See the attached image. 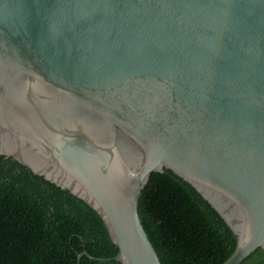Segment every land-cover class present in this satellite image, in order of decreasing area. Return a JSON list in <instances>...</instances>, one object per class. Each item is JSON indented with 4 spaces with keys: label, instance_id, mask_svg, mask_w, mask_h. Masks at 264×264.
I'll use <instances>...</instances> for the list:
<instances>
[{
    "label": "water",
    "instance_id": "water-1",
    "mask_svg": "<svg viewBox=\"0 0 264 264\" xmlns=\"http://www.w3.org/2000/svg\"><path fill=\"white\" fill-rule=\"evenodd\" d=\"M0 156L84 202L161 264L138 214L152 174L264 251V0H0Z\"/></svg>",
    "mask_w": 264,
    "mask_h": 264
},
{
    "label": "trees",
    "instance_id": "trees-1",
    "mask_svg": "<svg viewBox=\"0 0 264 264\" xmlns=\"http://www.w3.org/2000/svg\"><path fill=\"white\" fill-rule=\"evenodd\" d=\"M138 214L161 264H223L236 238L197 192L152 174ZM105 224L84 202L0 156V264H120ZM242 264H264L258 249Z\"/></svg>",
    "mask_w": 264,
    "mask_h": 264
}]
</instances>
